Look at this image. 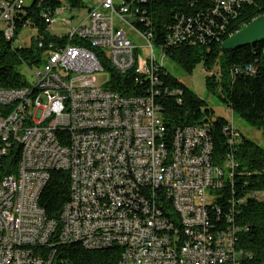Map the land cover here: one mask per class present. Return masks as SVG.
<instances>
[{"label":"built area","instance_id":"2783aa9c","mask_svg":"<svg viewBox=\"0 0 264 264\" xmlns=\"http://www.w3.org/2000/svg\"><path fill=\"white\" fill-rule=\"evenodd\" d=\"M32 2L0 1L8 41L15 38L14 16ZM86 4L77 24L65 9L46 17L48 30L60 25L61 33L39 42L45 52L28 69V86L0 90V164L14 146L25 145L16 173L0 182V264H64L58 248L76 237L89 238L88 250L127 251L118 264H212L210 251L220 253L221 264H250L235 226L236 205L244 200L212 210L235 178L237 128H225L231 151L221 164L207 148L206 128L171 132L155 105L158 57L151 38L133 24L132 1ZM136 39L145 42L143 57ZM101 53L117 72L144 81L148 96L100 87ZM54 128H70V136L54 135ZM51 164L69 175L70 199L59 220L36 200L43 167ZM250 196L262 199L264 190ZM213 212L225 223L221 232H214ZM182 213H190V223H182ZM230 246H238L237 263H230Z\"/></svg>","mask_w":264,"mask_h":264},{"label":"trees","instance_id":"16d2710c","mask_svg":"<svg viewBox=\"0 0 264 264\" xmlns=\"http://www.w3.org/2000/svg\"><path fill=\"white\" fill-rule=\"evenodd\" d=\"M132 1L136 18L134 26L151 38L157 48L171 63L185 74L192 75L199 65L210 74L206 88L218 95L240 119L264 133V41L258 44L225 51L222 45L252 21L264 15V0H128ZM83 0H34L14 16L15 38L8 41L0 29V90L28 86L23 69L38 67L45 48L55 39L48 30L46 17L59 9L67 11L86 9ZM25 27L38 32L30 47L15 46L18 34ZM179 33V36H176ZM101 64L109 74L107 90L124 97L144 96L150 93L144 81H136L135 74H121L109 64L101 53ZM155 105L167 128L174 132L185 127H204L210 151H214L216 164L223 163L230 153L227 132L235 128L225 119L218 118L206 101L158 65ZM216 70V71H215ZM144 82V83H143ZM240 133L234 146L238 163L235 178L219 191L212 210L227 207L230 200H244L236 205L235 226L239 245L251 254L250 264H264V198L250 196L253 190H264V149ZM21 146H14L10 155L0 164V182L16 173ZM70 199L67 172L52 173L40 195V207L50 219L59 220L63 207ZM214 232L225 229V223L212 213ZM78 243L62 245L57 260L64 264H118L124 251L120 247L88 250ZM238 253V246L233 247ZM234 263H237L234 262ZM245 264V261H238Z\"/></svg>","mask_w":264,"mask_h":264},{"label":"rangeland","instance_id":"374dc122","mask_svg":"<svg viewBox=\"0 0 264 264\" xmlns=\"http://www.w3.org/2000/svg\"><path fill=\"white\" fill-rule=\"evenodd\" d=\"M83 1L92 4V0H83ZM87 13L88 10L86 8L81 10H74L72 12L73 15L71 14V12H68L66 16L69 17L70 15L74 16V23L77 24L80 22V20L85 18ZM0 27H1L0 29L2 30L4 29V25H1ZM59 27L60 25H56L53 31H49V33L51 35L61 33L59 31ZM37 37H38L37 30L31 27H25L18 34L16 38L15 46L30 47L31 44L37 39ZM54 41L51 40L49 42H54ZM135 44L139 46L137 55L139 57H143L144 53H146L147 51L145 49V42L142 41L141 39H136ZM155 55L157 57L160 56V52L158 51L157 48H155ZM162 63L165 64V68L168 69V71L171 73V75H173V77H175L177 80L185 84L189 89L194 91L199 96V98L206 101L208 107L214 111L216 117L225 119L229 124H231L232 127H234L235 129L237 128L244 137H246L249 140H252L258 146L264 149V133L258 129L251 127L248 123L240 119L229 107H227L225 104L221 102V100L218 98V95L211 94L207 91L206 78L210 74H208L205 71L203 65H199L195 69L192 75H187L178 66L171 63L168 59L163 60ZM22 73L28 79H31V73L29 72L28 69H23ZM96 79L100 87H105L109 82V74L105 71L96 73Z\"/></svg>","mask_w":264,"mask_h":264},{"label":"bare ground","instance_id":"6f19581e","mask_svg":"<svg viewBox=\"0 0 264 264\" xmlns=\"http://www.w3.org/2000/svg\"><path fill=\"white\" fill-rule=\"evenodd\" d=\"M34 1V0H33ZM153 48V46H152ZM163 60H166L165 55L163 53H160V56H158L157 59V67L158 65H163ZM159 77L157 78L158 82ZM54 135H61V136H70V128H54ZM207 148L210 151V146L207 141ZM21 146V154H25V145ZM55 171H59V164H51L46 165L43 167V171L41 172V177L38 181L37 188H36V200H39L40 195L49 182L52 173ZM182 223H190V213H182ZM78 243L82 246L89 245V238L88 237H76L72 238V244ZM234 246H230V263H234L237 261V253L235 252ZM122 261H127V251H124ZM210 261L212 264H221V256L220 253L217 251H210Z\"/></svg>","mask_w":264,"mask_h":264},{"label":"water","instance_id":"95a60500","mask_svg":"<svg viewBox=\"0 0 264 264\" xmlns=\"http://www.w3.org/2000/svg\"><path fill=\"white\" fill-rule=\"evenodd\" d=\"M262 41H264V15L230 37L223 43L222 48L225 51H234Z\"/></svg>","mask_w":264,"mask_h":264}]
</instances>
